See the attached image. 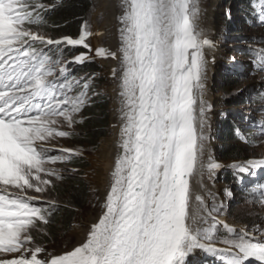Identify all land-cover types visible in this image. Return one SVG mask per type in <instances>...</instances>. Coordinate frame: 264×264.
Wrapping results in <instances>:
<instances>
[{"label": "snow or ice", "instance_id": "snow-or-ice-1", "mask_svg": "<svg viewBox=\"0 0 264 264\" xmlns=\"http://www.w3.org/2000/svg\"><path fill=\"white\" fill-rule=\"evenodd\" d=\"M61 2L0 0V264H202L205 257L264 264V226L237 230L218 219L223 203L202 179L204 194L193 203L190 178L214 182L222 167L209 149L207 50L215 45L199 26L198 0H121L118 47H97L94 55L87 23L76 38L44 31V13ZM251 7L264 24V0ZM65 46L87 51L69 60ZM250 54L264 70V47ZM95 58L116 61L110 69L118 104L114 162L84 239L49 252L35 234H46L61 208L50 194L69 170L58 165L82 150L54 152L48 145L72 137L83 122L82 110L96 95L93 77H75L70 65ZM231 167L239 181L264 169V158ZM247 192L246 202L264 208V183Z\"/></svg>", "mask_w": 264, "mask_h": 264}, {"label": "rangeland", "instance_id": "rangeland-1", "mask_svg": "<svg viewBox=\"0 0 264 264\" xmlns=\"http://www.w3.org/2000/svg\"><path fill=\"white\" fill-rule=\"evenodd\" d=\"M49 1L51 0H43V3L51 6L50 3H47ZM97 1L98 0H90L92 11L85 21L92 33V35L87 38V42L93 50V55V39L97 28L100 27L102 23L101 17L96 16ZM242 6L243 5L237 2V0H222L223 26L219 46L224 54V61L222 60L218 64L219 76L215 82V92L220 97V107L219 112L216 114L217 122L212 135L213 147L217 154L218 162L222 165L230 164L227 165V168L224 167V170L222 169L219 177L218 184L223 188L221 199L223 208L218 218L224 216V218L232 219L227 216L231 214L234 218L237 219L238 217V219L247 222V224H241L245 225V227L250 230L254 224L264 226V208H262L259 203L246 202V198H248L247 189L257 184L264 183V169H256L255 176L244 174V179H240L239 185H237L236 182L227 180V173L233 175L234 170L231 165L244 160L223 161L220 159V152L223 146L221 138L223 128L227 123L235 124L240 134L246 139V141H237L239 146L242 147L243 152L247 155L245 160L264 158V134L261 133L260 127L264 125V102L261 101V96L264 94V70H261L254 62L253 57L247 54L250 49L264 47V24L259 22L257 14L254 17L248 16L251 20L250 22L246 21L244 19V13L240 11ZM101 42V46H103V43L105 45L104 39ZM74 49L76 50L72 56H65L64 58L71 60L75 55L80 54V52L87 51L83 49L82 46H76ZM232 58H235L234 62ZM90 63L94 65L95 71L88 73L83 72V74L76 75L75 77L80 78L88 75L93 77L92 90L96 95L92 96L88 105L95 103L104 105L107 117V123L104 128L105 133L104 136L98 140L96 145L92 146L90 143H83L81 141L84 140L85 132L81 129L82 124L77 123L74 126V135L72 137L58 138L48 145L54 152L59 148L82 150V155L79 157V162L81 161L80 164L82 163V166L72 164L71 162L58 166L69 170L65 173L64 180L76 181L81 179L87 186L88 195L84 206L77 212L69 232L65 235L56 236V241L52 244L43 245L48 250H56V248L65 250L71 248L73 245L69 234L74 225L80 222L83 224L88 216L92 214L96 217L100 212L102 201L99 192L93 189L91 182L86 179L85 175L92 166L89 157L96 153L101 140L110 135V126L118 120V116L112 115L110 90L111 87H114V83L112 79L110 80L104 73V61H102V58H95L93 61H90ZM70 67L73 69V75H75L80 68L78 65H70ZM233 74H235L236 77L235 84L228 87L226 80L229 76L234 77ZM89 95H91V92ZM230 97L238 98L240 103L229 104L228 99ZM96 98L100 99L97 100ZM73 168L76 169L74 173L71 171ZM225 189H228L231 195H225ZM50 195L60 203V200L57 198L58 194H56V197L53 192ZM198 256L197 258L195 257L196 260L200 258ZM210 264H215V262Z\"/></svg>", "mask_w": 264, "mask_h": 264}, {"label": "bare ground", "instance_id": "bare-ground-1", "mask_svg": "<svg viewBox=\"0 0 264 264\" xmlns=\"http://www.w3.org/2000/svg\"><path fill=\"white\" fill-rule=\"evenodd\" d=\"M120 3L121 0H98L96 3V16L101 17L102 23L101 26L97 28L94 39H93V49L95 50L97 47H105L115 51L118 47V33H117V22L116 16L119 15L120 12ZM198 6L200 9V19L198 21L200 28H202L205 32L207 38L214 42L215 47L208 51V80H207V100L211 105V110L209 112V149L211 150L212 156L216 162L217 154L214 151L213 147V135L212 132L216 126V114L219 112V102L220 97L215 92V82L219 76V67L218 64L224 59V54L220 49V36L223 26V15H222V0H198ZM99 23V22H98ZM105 40V45L101 46V41ZM227 58V57H226ZM101 59V58H100ZM228 60V59H227ZM104 73L111 80L110 77V69L116 66V61L111 59H104ZM224 61V60H223ZM111 99H112V115H117L116 111L118 104L116 103L114 87H111L110 90ZM118 118V117H117ZM113 125H118V120L111 124L110 126V135L103 138L100 142V145L92 156L89 157L92 166L88 169L86 179L91 182L93 189L99 192V196L101 201L103 200L104 195L106 194L107 186H108V174L111 170V167L114 162V156L116 153L115 141L118 136V126L113 127ZM219 163V162H218ZM221 164V163H220ZM224 165V164H223ZM221 164V168L217 171L215 180H208L207 176L201 177H192L190 178V185L193 192V203H195V195L200 194L203 195V191L200 189L199 184L201 179L203 183L214 193H216L219 197V201L221 202L223 188L219 183V177L222 169L227 165L223 166ZM229 167V166H228ZM224 170V169H223ZM214 185V186H213ZM95 192V191H94ZM219 217V216H218ZM97 218L94 215H90L86 218L85 223H78L74 225L69 236L72 241V245H77L80 241H82L86 235V230L90 226V224ZM221 221L228 223L230 226L236 228L237 230L245 225L241 223L235 222L233 219L229 218H218ZM71 246V247H73ZM70 249V248H69ZM49 252H62L63 249L56 248L50 249ZM201 253L197 252L196 258ZM201 258V256H198Z\"/></svg>", "mask_w": 264, "mask_h": 264}, {"label": "trees", "instance_id": "trees-1", "mask_svg": "<svg viewBox=\"0 0 264 264\" xmlns=\"http://www.w3.org/2000/svg\"><path fill=\"white\" fill-rule=\"evenodd\" d=\"M242 4L241 12L244 13V19L250 22L251 18L248 16H255V10L251 7L252 3H259V0H237ZM47 3L51 5L55 4V0H51ZM92 11V5L90 0H62L59 6L52 8L44 13L46 21V31L53 38H60L63 36H70L76 38L79 36L80 27L85 23L86 18ZM76 48V47H75ZM76 49H70L68 46L64 47L63 56H72ZM251 50V49H250ZM250 50L247 52L248 56ZM252 56V55H251ZM95 67L92 63L88 62L84 65H80L78 69L79 74L83 72L88 73L95 71ZM78 75V74H77ZM236 77L227 78V86L231 87L235 84ZM99 100L100 98H96ZM101 101V100H100ZM229 104H238L240 100L238 98L230 97L228 99ZM83 122L81 123V129L85 132L83 143H90L96 145L98 140L104 136V128L106 126V114L104 105L91 104L87 105L83 110ZM239 130L235 124L227 123L223 128L222 133V149L220 152V159L223 161H236L245 160L247 155L243 152L242 147L239 146L237 141H246V139H240L236 134ZM234 141V142H232ZM79 158L72 159L70 162L82 166L79 162ZM227 180L234 181L233 175L227 173ZM54 196L58 194L61 208L56 212L51 220V223L46 226L45 233H36V239L41 245L52 244L56 241V236L65 235L69 232L77 212L84 206L87 195V186L81 179L76 181L63 180L60 182L58 188L53 191ZM233 220L247 224V222L234 218L231 214L227 215Z\"/></svg>", "mask_w": 264, "mask_h": 264}]
</instances>
